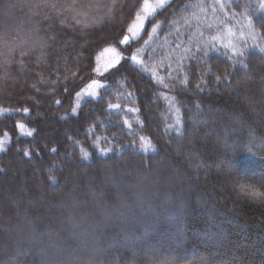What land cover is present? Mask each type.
Returning <instances> with one entry per match:
<instances>
[{
  "label": "trees",
  "instance_id": "obj_1",
  "mask_svg": "<svg viewBox=\"0 0 264 264\" xmlns=\"http://www.w3.org/2000/svg\"><path fill=\"white\" fill-rule=\"evenodd\" d=\"M143 1L93 0L89 9L38 24L22 0H0V35L20 34L23 44L25 33L42 29L23 68L19 50L7 75L0 66V107L8 110L0 114V264H264V203L245 195L253 186L264 191V13L256 16L257 46L242 60L229 62L218 48L201 53L195 74L187 62L176 74L165 68L197 44L207 49L225 25L252 28L230 18L242 0L227 15L206 18L209 0H168L125 51L118 41ZM110 43L129 59L99 72V53ZM73 79L84 83L66 96ZM93 79L105 85L99 98L76 97ZM109 103L122 108L108 110ZM141 174L152 183L138 189ZM121 203L147 208L122 221L114 214L122 228L103 227L100 212ZM76 224L81 229L71 230ZM125 236L139 242L124 243ZM86 241L104 248L92 252V263Z\"/></svg>",
  "mask_w": 264,
  "mask_h": 264
},
{
  "label": "snow or ice",
  "instance_id": "obj_2",
  "mask_svg": "<svg viewBox=\"0 0 264 264\" xmlns=\"http://www.w3.org/2000/svg\"><path fill=\"white\" fill-rule=\"evenodd\" d=\"M164 2L165 0H157V3L155 5L150 4L149 0H144L143 4L141 5L140 11L143 13V15H140L139 13L136 16L137 23L133 26H130L127 31L130 33V35H125L123 39L119 40L118 43L120 45L127 46L125 48V51H130L131 44L136 41V39L140 36V32L144 30L147 23L154 18L155 14H157L161 9L164 8ZM96 3H99V0H96ZM22 8L29 9L32 11V15L30 17L31 20L36 21L39 23H47L49 18L55 19L59 16H64L71 14L75 12L77 9H89L93 7V0H87V3H85V0H66L65 3H61L60 0H38V2H33V0H22L21 4ZM236 8H241V11H232L231 13V19L235 20H243L247 19L248 25L252 26L253 32L252 35H257L255 32V24H256V16L258 13H264V0H255V6H253V0H242L240 4L235 5ZM225 8H233L232 0H225L224 3H221V0H211V3H207L205 7L201 8V13L203 17L208 16V12H211L212 17H217L219 14L223 13V10ZM227 15L226 13H224ZM213 26L208 25L205 30H210ZM241 27H244L243 25ZM42 29L36 28L34 29L32 35H37ZM155 29H153L154 31ZM260 35H264V24L260 25ZM32 35H29L25 33V43L21 44L19 43L21 40L20 34L15 35H9L6 31L2 32V35H0V48L3 49L2 55L4 57L2 61L3 69L5 70V74L12 70V67L16 64V59L14 53L19 50L21 55V67L23 68V59L30 57L32 54V51L35 49H32L30 51H25V49L28 47V43L32 40ZM234 36V34H232ZM236 40V44H233L231 41L227 44L221 43V36H216L212 38L211 44L207 47V49H204L199 44H197V48L195 52H191L190 50H186L189 52V54L186 57L181 58V62L177 65L174 69L165 68L166 71H170L176 74H179L181 69L184 67L185 62H187L188 66L192 69V74H195L196 68L194 67V64L201 59V53H203L204 57H210L211 52L217 51L218 48L225 49V59H227L229 62L232 61L233 58L237 60H242L247 52L248 47H256L255 44L249 45L248 44V35L246 32H241L239 36L234 37ZM200 40H203V35L201 34L199 37ZM242 41V44L240 46L239 50L237 49V44H240ZM194 42V39L192 37H189V44H192ZM16 47H13V46ZM231 49L232 54L229 55L228 51ZM112 51L115 52V49H112ZM258 51L264 55V47H259ZM139 53L133 52L130 56V60L133 64H139L140 61L137 59ZM123 59H129V57H121L120 55L116 56V60L114 64H119L121 60ZM114 65H109L108 69H106V72L110 69H112ZM241 68H247V64L241 63L239 65ZM80 71H84L83 68L80 69ZM211 68L207 69L208 74H211ZM203 75V72L201 73ZM76 75H79V72L76 73ZM87 79V77H85ZM217 81L220 82V77H217ZM187 78H185L184 81L181 83H186ZM84 80L81 79L79 81L77 80H70L67 81L68 87L65 89V95L70 96L72 94V91L80 86V84H83ZM105 85L100 84L97 80L93 79L91 80V83L87 84L85 88L81 89L80 91H76L75 95L76 97H82V96H89L94 99L99 98V90L103 89ZM198 87H201V85H198ZM57 104H60L61 101H57ZM122 108L121 104H115V103H109L107 105L108 110H117L119 111ZM128 111H135V109H127ZM8 111V110H5ZM16 111V110H11ZM73 115L77 113V109L73 108ZM24 113H28L29 109L24 108ZM63 119V117L61 118ZM124 124H128V121H123ZM18 128L22 130L23 135L31 136L33 133L29 131H23L24 126L23 125H17ZM7 135V134H6ZM4 144L5 142L0 140V151H4ZM151 147V145H146L145 148ZM154 150V149H153ZM110 151V150H109ZM24 156H29V153L25 151L23 153ZM88 153L83 154V159H87ZM245 195L248 196L250 199L253 200H259L260 203H264V191H257L255 190V187L253 186L251 190L245 191Z\"/></svg>",
  "mask_w": 264,
  "mask_h": 264
},
{
  "label": "rangeland",
  "instance_id": "obj_3",
  "mask_svg": "<svg viewBox=\"0 0 264 264\" xmlns=\"http://www.w3.org/2000/svg\"><path fill=\"white\" fill-rule=\"evenodd\" d=\"M166 1H168V0H165V2ZM233 1V0H232ZM144 2V1H143ZM143 2L141 3V5L143 4ZM164 2V3H165ZM225 2V0H221V3H224ZM149 3L150 4H153V5H155L156 3H157V0H149ZM209 3H211V0H209ZM140 8H141V6L138 8V10H137V12H136V15H135V17L132 19V22H131V24H130V26H133L134 24H136L137 23V20H136V16H137V14L139 13L140 15H143V13L140 11ZM226 9V8H225ZM225 9L223 10V11H225ZM222 14V16L224 15L223 13H221ZM221 14H219L217 17H221L220 15ZM210 17H211V12H210ZM244 26V27H241V26ZM129 26V27H130ZM246 32L247 33V35H248V44L249 45H253V44H255L256 46H257V37H256V35H252V32H253V29L252 28H249L246 24H243V23H241V24H238V25H235L233 22H231V23H229V24H227V25H225L220 31H219V33L216 35V36H221L222 37V39H221V43L222 44H227V43H229V41H231L233 44H236L237 42H236V40H235V36H239L240 35V33L241 32ZM232 34H234V36L232 35ZM126 35H130V33H128V31L126 32ZM36 37H37V40L36 41H38V42H40L42 39H40L39 37H38V35H35ZM215 36V37H216ZM123 39V38H122ZM241 44H242V41H241V43L240 44H237V49L236 50H239L240 49V46H241ZM249 48V47H248ZM250 48H253V47H251L250 46ZM112 49H115V52L114 51H112ZM223 49V48H222ZM224 51H226L225 49H224ZM229 53H232V50L231 49H229V50H227ZM100 56L98 57V71L99 72H101V71H104V69L105 68H107L109 65H113L114 64V62H115V60H116V56L118 55V51H117V49H116V47L114 46V44L113 43H110V45H107V46H105L101 51H100ZM95 80H97V79H95ZM98 81V80H97ZM100 84L102 83V81L101 80H99L98 81ZM81 89H83V88H81ZM5 112V109H3V108H1L0 107V114L1 113H4ZM0 140H2L3 141V138L2 137H0ZM6 171H8V170H6ZM9 172V171H8ZM145 177H143V175L141 174V176H138L137 177V179H136V182L134 183V185L135 184H137V187H138V189L140 188V186L141 185H143L144 184V182H147L148 181V183H152V182H149V181H152V179L151 178H149V179H144ZM148 178V177H147ZM141 183H143V184H141ZM104 184H108V185H113V182H104ZM145 185V184H144ZM173 188H175V186L174 187H172V189ZM164 189V188H163ZM176 190V189H175ZM140 193V191H138V194ZM142 193H140V195H141ZM168 196V195H167ZM169 199V198H168ZM94 203L96 204L95 206L97 207V206H103V204H104V201H103V199L102 198H100V199H94ZM97 208H99V207H97ZM120 208H122L123 210H120ZM147 208V206H145V204H143L142 206L141 205H137V206H134L133 205V207L131 208V209H127V207H126V205L125 204H123L122 205V203H121V205H119L118 206V208H116V209H114V208H111V209H107V210H103V213L101 214V212H100V216L101 215H104V214H106V216H107V220H108V222H105V221H102V222H100L101 224H103V227H108V225L109 224H112L113 225V227H119V228H122V226H123V224H122V222H119V221H122V219H123V217H124V214L126 213V212H128L129 210H130V212H134V210L136 209V211H140V212H142V210L143 209H146ZM114 214H118L119 215V217H120V219H118L119 221H117V222H112V219L116 216V215H114ZM159 214V212L157 211V215ZM98 217H99V215H97ZM162 217V216H161ZM161 219H163V217L161 218ZM171 219V218H170ZM139 221V220H138ZM138 221H136V223L138 222ZM165 221V219H163V222ZM166 221H169V219H166ZM140 225H142V223H141V221H139L138 223H137V228L138 227H141ZM80 228V226L79 225H75L74 227H72V229L71 230H76V229H79ZM94 228V227H93ZM93 228H91V229H88V232L89 233H91V234H93L94 232H93ZM143 228V227H142ZM81 229V228H80ZM141 229V228H140ZM87 238H90V237H86V239ZM91 239V238H90ZM132 238L131 237H129V236H125L124 237V243H127V244H135V243H137V242H139L138 241V239H136V238H134V241H133V239L131 240ZM88 240V239H87ZM92 241V240H91ZM135 242V243H134ZM88 243V244H87ZM91 243H93L92 244V246H90L89 245V241H86V245H88V250H87V253H90V254H88V256H89V258H88V260H90V263H92V261H93V259H95V257H98V255H95L96 253H98V254H100V253H102V252H104V250H102V249H104L103 247H100V245H99V243H94V242H90V244ZM85 250V249H84ZM96 250V251H95ZM95 251V254L93 255V253L92 252H94ZM55 255H51L50 257H49V259H54L53 257H54ZM50 264H52V263H54L53 261H50L49 262Z\"/></svg>",
  "mask_w": 264,
  "mask_h": 264
}]
</instances>
